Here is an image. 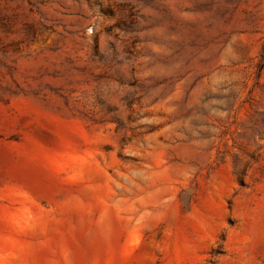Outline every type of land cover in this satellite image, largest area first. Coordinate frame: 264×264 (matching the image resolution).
I'll return each mask as SVG.
<instances>
[{
    "label": "rangeland",
    "instance_id": "1",
    "mask_svg": "<svg viewBox=\"0 0 264 264\" xmlns=\"http://www.w3.org/2000/svg\"><path fill=\"white\" fill-rule=\"evenodd\" d=\"M0 264H264V0H0Z\"/></svg>",
    "mask_w": 264,
    "mask_h": 264
},
{
    "label": "bare ground",
    "instance_id": "2",
    "mask_svg": "<svg viewBox=\"0 0 264 264\" xmlns=\"http://www.w3.org/2000/svg\"><path fill=\"white\" fill-rule=\"evenodd\" d=\"M95 206L97 208V212L94 218V226L97 230L98 236L100 239L108 238L112 231L111 218L115 214V210L112 208V206L110 207L102 203L101 201L98 202ZM113 206H116V203ZM89 208V206H85V212H87Z\"/></svg>",
    "mask_w": 264,
    "mask_h": 264
}]
</instances>
